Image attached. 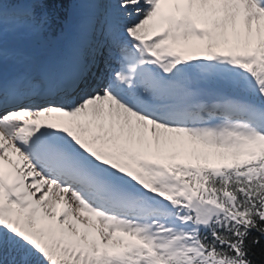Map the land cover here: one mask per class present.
<instances>
[{
  "label": "snow or ice",
  "instance_id": "obj_1",
  "mask_svg": "<svg viewBox=\"0 0 264 264\" xmlns=\"http://www.w3.org/2000/svg\"><path fill=\"white\" fill-rule=\"evenodd\" d=\"M0 264H264V0H0Z\"/></svg>",
  "mask_w": 264,
  "mask_h": 264
}]
</instances>
